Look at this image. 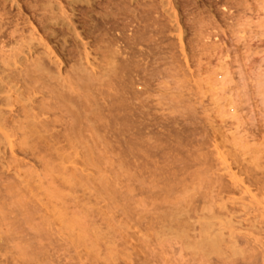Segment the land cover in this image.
<instances>
[{"label": "rangeland", "instance_id": "obj_1", "mask_svg": "<svg viewBox=\"0 0 264 264\" xmlns=\"http://www.w3.org/2000/svg\"><path fill=\"white\" fill-rule=\"evenodd\" d=\"M15 29L49 44L61 79L103 74L88 102L104 103L95 142L106 149H69L60 122L24 140L44 142L39 152L17 147L20 132L0 135V264H220L232 230L264 264V0H0L5 41ZM66 35L77 54L60 49ZM207 222L224 233L220 263Z\"/></svg>", "mask_w": 264, "mask_h": 264}, {"label": "bare ground", "instance_id": "obj_2", "mask_svg": "<svg viewBox=\"0 0 264 264\" xmlns=\"http://www.w3.org/2000/svg\"><path fill=\"white\" fill-rule=\"evenodd\" d=\"M50 6V5H49ZM46 9V8H45ZM137 9V8H136ZM49 11V10H48ZM113 12V11H112ZM38 13V12H37ZM53 13V12H52ZM110 13V11H109ZM108 13V14H109ZM116 13V12H114ZM21 14V13H20ZM42 14V13H41ZM105 14V13H104ZM94 15V14H93ZM111 15V14H110ZM114 15V14H113ZM112 15V16H113ZM107 16V17H106ZM106 18H96L97 22L94 24L95 26H97L98 24L100 25H103L102 23H104L107 19H110L109 15H107V12H106ZM60 17V16H59ZM98 17V16H96ZM130 17V16H129ZM19 18V17H18ZM55 18V17H53ZM23 19V18H22ZM113 19V18H111ZM40 21V20H39ZM42 22V21H41ZM47 22V21H46ZM109 22V21H108ZM114 22V21H113ZM117 22V21H116ZM45 23V22H44ZM52 23V22H51ZM55 24H58L57 22H55L54 24L52 25H55ZM105 24V23H104ZM46 26V23L45 24H42V27L44 28V26ZM48 25V24H47ZM72 25V24H71ZM54 27V26H53ZM99 27V26H98ZM106 27V26H105ZM113 27V26H112ZM111 28V27H110ZM20 29V28H19ZM96 30V29H95ZM113 30V29H112ZM4 31V30H2ZM0 30V106H5L7 107L8 109L5 110L3 108L0 107V135H2L4 138H8V136H15V134L19 133L18 136H20L21 134V138L23 140L20 139V141H18L19 143L17 147H19L20 150H27V149H31V150H34L33 152H39L40 151V148L42 150V148L44 149V147L46 146L43 145V146H40L42 145L43 143H34V142H38L39 137L37 138V132L41 129V130H44V131H48L50 128H52V126L56 123H59L58 125L62 127V132H57L58 134H60L64 139L67 140V147H69V149H71V147H79V145L81 146L82 150L83 151H86L87 153H89L88 155H91L90 153L92 152H96V149H106L105 147V144L104 143H101L102 146L97 142L98 141V135L100 137V134L97 133V131L99 130V126H103L104 124V118L103 117H99L100 115V112L102 109H104V103L101 104L100 102L98 103V101L93 102V105H90V103L88 102V100L90 98H92L94 92V97L97 96L98 97V94L101 95V91H96L98 89L97 86H99L100 84L101 85H106V83H101V79L100 77L103 76V74H100L99 72V75L96 74V71L95 72H89L87 70V68L83 67V68H78L77 71H75V75L73 77V79H67V78H63L61 79V77L59 76V70L56 68H54L55 64H56V61L54 60V56H55V53H54V50L49 46V44L43 42L42 40H44L43 38L41 39V37L38 35L36 36L33 32H28L29 34H24L22 31L20 30H13V31H10V35L8 40H4V36L5 34ZM46 31V30H45ZM47 32V31H46ZM263 32V31H262ZM122 33V32H121ZM99 34V33H98ZM264 34V32H263ZM49 35L51 34H48L46 33V38L50 39L49 38ZM65 35V34H64ZM259 35V33H258ZM67 36V35H66ZM69 36V35H68ZM64 37L63 39V42L61 44V47L60 49H62V51L64 50L66 53L68 52V54H71V51H75V53L77 54L78 50H77V47H76V44L75 46L72 45L73 47H71V50L66 48L68 46H66V42L69 41V37ZM107 36V35H105ZM53 37V36H52ZM102 37V36H101ZM52 39V38H51ZM252 39V37H251ZM106 40V39H105ZM108 40V39H107ZM253 40V39H252ZM49 41V40H48ZM47 41V42H48ZM102 41V40H101ZM109 41V40H108ZM115 41V40H114ZM246 41V40H245ZM248 41H251V40H248ZM247 41V42H248ZM71 42V40H70ZM120 43V42H119ZM243 43V42H242ZM7 44H13L11 45V47L8 49H6L7 47ZM71 44V43H70ZM116 44V43H115ZM242 46V45H241ZM245 46V45H244ZM248 46V45H247ZM5 47V49H4ZM70 47V46H69ZM113 47V46H112ZM250 47V46H249ZM245 48L246 51H248L247 49H250V48ZM85 53V51H84ZM100 54V53H99ZM252 54V53H251ZM113 55V54H112ZM116 57V56H115ZM79 59V58H78ZM101 59V58H100ZM244 58H242L243 60ZM247 59V58H246ZM263 59V58H262ZM261 59V60H262ZM234 61V60H233ZM80 62V61H79ZM249 62V61H248ZM261 62V61H260ZM101 63V62H100ZM110 63V62H109ZM264 63V62H263ZM80 64V63H79ZM107 64V63H106ZM221 64V67L223 69V73L228 76L229 75V72H228V69L226 67V65H222L223 63H220ZM262 64V63H261ZM81 65V64H80ZM92 65V64H91ZM113 65V64H112ZM111 65V66H112ZM95 66V65H93ZM105 66V65H104ZM110 66V65H109ZM220 66V65H219ZM238 66V65H237ZM258 66V65H256ZM80 67V66H79ZM97 67V66H96ZM113 67V66H112ZM106 68V67H105ZM111 68V67H110ZM116 68V67H115ZM114 68V69H115ZM90 69V68H89ZM97 69V68H96ZM110 70V69H109ZM239 70V69H238ZM259 70V69H258ZM241 71V69H240ZM239 71V74L241 75V72ZM257 71V70H256ZM112 72H115V71H112ZM111 72V73H112ZM252 72V71H251ZM262 72V71H261ZM108 73V72H107ZM254 73V72H253ZM248 74V73H247ZM252 74V73H251ZM98 75V76H97ZM248 76V75H247ZM167 77V76H166ZM261 77V76H260ZM100 78V79H99ZM259 78V76L257 77ZM240 79H242L240 77ZM99 80V81H98ZM103 80V79H102ZM105 80V78H104ZM253 80V79H252ZM262 80V79H261ZM231 81V79H230ZM229 81V82H230ZM242 81V80H241ZM256 78H255V80ZM98 82V83H96ZM259 82V81H258ZM261 82V81H260ZM257 83L256 85L260 84ZM263 82V81H262ZM100 85V86H101ZM253 85V84H252ZM255 85V84H254ZM262 85H264V83H262ZM260 85V86H262ZM108 86V85H106ZM102 87V86H101ZM197 87V86H196ZM244 87V86H243ZM256 87V86H255ZM254 87V88H255ZM259 87V85H258ZM256 87V88H258ZM110 88V87H109ZM201 88V87H200ZM199 88V89H200ZM263 88V87H262ZM104 89V88H103ZM243 89V88H242ZM100 90V89H99ZM111 90V89H110ZM109 91V90H107ZM198 91V90H197ZM231 91V89H230ZM98 92V93H96ZM110 92V91H109ZM36 93L39 95L40 93H44V95H41L40 98L42 97V101H38L37 98H36ZM111 93V92H110ZM237 93V92H235ZM240 93V92H238ZM260 93V92H258ZM261 94V93H260ZM106 95V94H105ZM116 95V94H115ZM204 95V94H203ZM229 95V94H228ZM240 95V94H239ZM264 95V93L262 94ZM110 96V95H109ZM112 96V95H111ZM103 97V95H102ZM237 97V96H236ZM261 97V95H260ZM96 98V97H95ZM101 98V97H100ZM111 98V97H110ZM226 98V97H225ZM242 98V97H241ZM102 99V98H101ZM243 99V98H242ZM241 99V100H242ZM261 99V98H260ZM106 100V99H105ZM108 100V99H107ZM237 100V99H236ZM86 101L88 102V104L86 103ZM111 101V100H110ZM235 101V100H234ZM244 101V100H243ZM261 101V100H260ZM264 101V100H263ZM84 102V103H83ZM92 102V101H91ZM102 102V101H101ZM106 102V101H105ZM231 102V101H230ZM242 101H240L241 103ZM262 102V101H261ZM232 103L233 100H232ZM231 103V104H232ZM244 103V102H243ZM248 103V102H247ZM16 106L18 108H13V106ZM233 105V104H232ZM261 106V105H260ZM108 108V110L110 109L108 106H106ZM105 107V108H106ZM17 111L18 115L16 116V118L12 115V118H10L11 114L10 113H14L13 111ZM56 110H58V113L60 114V117L58 115L54 117V114L53 113L54 111L56 112ZM107 112H110L108 111ZM264 110V109H263ZM262 110V111H263ZM11 111V112H10ZM104 112V111H103ZM16 113V114H17ZM10 114V115H9ZM99 114V115H98ZM109 115V114H108ZM53 116V117H52ZM107 116V115H105ZM110 117V116H109ZM220 117H221V114H220ZM106 118V117H105ZM112 119V117H110ZM107 119V118H106ZM114 120V119H113ZM106 121V120H105ZM103 122V123H102ZM102 123V124H101ZM54 126H57L54 125ZM53 126V128H54ZM112 127V126H111ZM102 128V127H101ZM57 129V127H56ZM52 131V132H51ZM54 130H50L49 133H53ZM102 131V130H101ZM109 131V130H108ZM55 132V131H54ZM87 132V133H85ZM99 132V131H98ZM36 133V134H35ZM86 134L87 136L85 137H88V139H91V141H82V139H80L82 136V134ZM36 135L35 137H33V135ZM56 135V132L54 133ZM57 134V135H58ZM64 134V135H63ZM98 134V135H97ZM32 135V136H30ZM24 138H23V137ZM25 136H29V137H26ZM52 136V135H50ZM59 136V135H58ZM60 136V138H61ZM65 136V137H64ZM37 138V140H35L31 146H28V144H26L27 142H25L24 140H28V138ZM53 137V136H52ZM90 137V138H89ZM58 138V137H57ZM77 138L79 140H77ZM85 139V138H84ZM94 140V141H93ZM95 140H97L95 142ZM64 141V140H63ZM2 142V141H1ZM40 142V141H39ZM57 142V141H56ZM104 142V141H103ZM55 143V142H54ZM34 144V145H33ZM104 144V145H103ZM113 144V143H112ZM27 145V146H26ZM30 145V144H29ZM49 145V144H48ZM5 146V145H3ZM56 146V145H55ZM54 146V147H55ZM108 146V145H107ZM12 146H10L11 148ZM28 147V148H26ZM53 147V146H52ZM47 148V147H45ZM60 148V147H59ZM65 148V147H64ZM36 149V150H35ZM39 149V150H38ZM78 149V148H77ZM256 149V148H255ZM38 150V151H37ZM47 150V149H46ZM51 150V149H49ZM262 151V149H260ZM14 151V150H13ZM54 151V150H53ZM59 151V150H58ZM257 151V150H256ZM23 152V153H24ZM28 152V151H27ZM31 152V153H33ZM105 152V151H104ZM259 152V151H257ZM3 153V152H2ZM22 153V152H21ZM43 153V151L41 152ZM86 153V154H87ZM36 154V153H35ZM60 154V153H59ZM41 155V154H40ZM39 155V156H40ZM61 155V154H60ZM87 155V156H88ZM38 156V155H37ZM59 157V156H58ZM62 157V155L60 156ZM90 157V156H89ZM88 157V158H89ZM92 157V156H91ZM103 157V156H102ZM101 157V158H102ZM99 158V157H98ZM85 160V159H84ZM62 161V160H61ZM79 161V160H78ZM95 161V160H93ZM92 161V162H93ZM98 161V160H97ZM103 161V160H102ZM67 162V161H66ZM237 162V160H236ZM83 163V162H82ZM235 163V162H234ZM197 164H198V161H197ZM201 165V164H200ZM11 166V165H10ZM31 166V165H30ZM55 166V165H54ZM14 167V166H13ZM5 168V166H4ZM27 168V167H26ZM25 168V169H26ZM55 168V167H54ZM28 169V168H27ZM26 169V170H27ZM245 169V168H244ZM31 170V169H30ZM59 170V169H58ZM83 170V169H82ZM52 171V170H51ZM50 171V172H51ZM71 171V170H70ZM77 171V170H76ZM72 172V171H71ZM247 172V170H246ZM251 172V171H250ZM253 172V171H252ZM30 173V172H29ZM53 173V172H51ZM62 173V172H61ZM78 173V171H77ZM239 173V172H238ZM49 174V172H48ZM64 174V173H63ZM73 174H74V170H73ZM81 174V173H80ZM248 175L246 176V180L247 181H251V182H261L259 178H255L253 176L254 173H250L252 175L249 174V172L247 173ZM30 175V174H29ZM28 175V176H29ZM16 176V175H15ZM50 176V175H49ZM74 176V175H73ZM5 177V176H4ZM30 177V176H29ZM28 177V178H29ZM52 177V176H51ZM75 177V176H74ZM77 177V176H76ZM14 178V177H13ZM83 178V177H82ZM50 179H53V178H50ZM72 179L71 177L69 178V180ZM85 179V178H84ZM18 180V179H17ZM68 179H66L65 181L67 182ZM68 180V182H70ZM64 181V180H63ZM8 182V181H7ZM50 182V181H48ZM14 183V182H13ZM18 183V182H17ZM8 185V184H6ZM4 186V185H3ZM12 186V185H10ZM13 187V186H12ZM16 187V185H15ZM13 187V188H15ZM12 188V189H13ZM221 188V187H220ZM223 189V188H222ZM215 190V189H214ZM226 190V188H225ZM216 191V190H215ZM19 195V194H18ZM203 195V194H202ZM14 196V195H13ZM206 196V195H205ZM218 196V195H217ZM9 197V196H8ZM31 197V196H30ZM210 198V197H209ZM261 198V197H260ZM262 199V198H261ZM260 199V200H261ZM264 199V198H263ZM242 200V199H241ZM252 203L254 202L253 199L251 200ZM188 202V201H187ZM262 203V201H259V200H256L255 203H258V204H251V206H257L259 205L260 203ZM205 203V202H204ZM210 203V202H209ZM224 204V203H223ZM246 204V203H245ZM204 205V204H203ZM263 205H264V201H263ZM81 206V205H80ZM210 206V205H209ZM213 206V205H212ZM36 207V206H35ZM225 207V206H224ZM244 208H246V206H242ZM264 207V206H262ZM190 208V207H189ZM219 208V207H218ZM247 208H248V205H247ZM246 208V209H247ZM256 208V207H255ZM211 208H209L210 210ZM228 209V208H226ZM241 209V208H240ZM239 209V210H240ZM253 209V208H252ZM257 209V208H256ZM185 210V209H184ZM188 210V209H187ZM198 210V209H197ZM231 211L233 209H230ZM249 210V208L247 209V211ZM254 210V209H253ZM252 210V212H253ZM259 210V209H258ZM260 210H261V207H260ZM86 211V210H85ZM190 211V210H189ZM192 211V209H191ZM227 211V210H226ZM235 211V210H234ZM197 212V211H196ZM214 212V211H213ZM229 212V211H228ZM242 212H246V211H242ZM258 212V211H256ZM206 213H207V210H206ZM234 213V212H233ZM247 213V212H246ZM263 213L262 212V216H263ZM167 214V213H166ZM197 214V213H196ZM209 214V213H207ZM224 214V212H223ZM225 214H228V213H225ZM231 214V213H229ZM237 214V213H236ZM234 214V215H236ZM245 214V213H244ZM260 214V212H259ZM170 215V214H169ZM195 215V214H194ZM198 215V214H197ZM213 215V214H212ZM211 215V216H212ZM217 215V214H216ZM216 215H215V218H216ZM257 215V214H256ZM217 216H220L219 213ZM226 216V215H225ZM230 215H228L229 217ZM173 217V216H172ZM188 217V216H187ZM186 217V218H187ZM209 217V216H208ZM227 217V216H226ZM225 217V218H226ZM227 217V218H228ZM238 217V216H237ZM160 218V217H159ZM168 218V217H167ZM200 218V217H199ZM221 218V217H220ZM230 218V217H229ZM251 218V217H249ZM188 219V218H187ZM207 219H211L210 217L207 218ZM214 219V218H213ZM212 219V220H213ZM222 220V219H221ZM224 220V218H223ZM222 220V221H223ZM235 220L238 221V219H236V216H235ZM247 220V218H246ZM245 220V221H246ZM252 220V219H251ZM188 221V220H187ZM221 221V222H222ZM240 221L242 220H239V223ZM211 222V221H210ZM210 222H207V224L205 225H202L201 226V229H199L200 232H205L206 231L208 233H204L208 238H209V243H207V245L209 247H207L203 242H202V239H201V242H202V246L205 245L206 248H209V253L207 251V255L211 256L212 257V253L213 255L215 254L216 256V260L217 258L221 259V256L223 255V248L221 247L222 243L221 241L224 239L222 234H224L222 232V229H217V230H212L211 231V224ZM214 222V221H213ZM220 222V223H221ZM247 222H249L247 220ZM44 223V222H43ZM178 223V222H177ZM199 223V221H198ZM205 222L203 223H199L198 225L200 226V224H204ZM209 223V224H208ZM218 223V227H219V224ZM237 223V222H236ZM246 223V222H245ZM250 223V222H249ZM154 224V223H153ZM243 224V223H242ZM248 224V223H247ZM193 225V224H192ZM221 225L224 226V228L226 227H231L233 224L231 222V218L229 220L226 221L225 219V222L221 223ZM220 225V226H221ZM253 226V224H251ZM159 226V225H158ZM162 226V225H161ZM204 226V228H203ZM215 225L213 224L212 227H214ZM223 226H221L220 228H222ZM235 226V225H234ZM116 227V226H115ZM164 227V226H163ZM217 227V226H216ZM217 227V228H218ZM185 228V227H184ZM206 230V231H203L202 230ZM239 228V227H238ZM245 228V227H243ZM153 229V228H152ZM168 229V228H167ZM172 229V228H171ZM251 229V228H250ZM173 230V229H172ZM209 230V231H208ZM236 230V229H235ZM258 230V229H257ZM226 231V230H225ZM229 231V230H227ZM234 230L230 231V240H226V242L229 244L227 245L228 248H230L231 250L228 251L229 253L227 254V256L229 255V257L231 258H227L225 259L224 257H222V259L220 260L221 263L223 264H237L236 262L239 261L240 259V263L241 264H252V262H248L246 260L247 255L244 256V251L242 250L243 247H242V251L240 250V247H238L237 245V235H235V231L233 232ZM243 231V230H242ZM170 232V231H169ZM185 232V231H184ZM185 234V233H184ZM198 234V233H197ZM263 234V233H262ZM112 235V234H111ZM182 235V234H181ZM200 235V234H199ZM202 235V234H201ZM205 236V237H206ZM106 237V236H105ZM188 237V236H187ZM227 237V235H226ZM242 238V237H240ZM245 238V237H244ZM253 239V238H252ZM251 239V240H252ZM113 240V239H112ZM194 240V239H193ZM196 240V239H195ZM244 241V239L242 240V242ZM249 241V240H248ZM239 242V241H238ZM252 242V241H251ZM184 243V242H183ZM182 243V244H183ZM187 243V242H186ZM195 243V242H194ZM192 243V245L190 244V246H193V245H198L197 247H195L196 250H198V247L199 246V243L197 244V241L196 243L194 244ZM221 243V245H220ZM260 243V242H258ZM93 244V243H92ZM245 244V243H243ZM241 245V244H240ZM248 245V244H246ZM260 245V244H259ZM104 246V245H103ZM189 246V244H188ZM220 246V248H222L220 250V248L218 249V247ZM256 246V245H255ZM226 247V248H227ZM254 247V246H253ZM111 248V247H110ZM204 248V247H203ZM202 249L201 251L204 253L205 255V249ZM252 248V247H251ZM257 248V247H256ZM245 249V248H244ZM259 249H262V248H259ZM183 250V249H182ZM254 250V248H253ZM256 250V249H255ZM119 251V250H118ZM184 251V250H183ZM222 254H221V252ZM224 251V250H223ZM227 251V250H226ZM249 251V250H248ZM189 252V251H188ZM193 253V251H191ZM199 253V251H197ZM199 253L201 254L200 256L202 258L203 257V253ZM225 252V251H224ZM255 252V251H254ZM263 252V250H262ZM185 253V252H184ZM196 253V252H195ZM247 253H250V252H247ZM258 253V252H257ZM264 253V252H263ZM198 254V255H199ZM225 254V253H224ZM246 254V253H245ZM255 254V253H254ZM259 254V253H258ZM109 255V254H108ZM153 255V254H152ZM151 255V256H152ZM194 255V253L192 254ZM197 255V253H196ZM197 255V256H198ZM253 255V254H251ZM257 255V254H256ZM263 255V254H262ZM119 256V255H118ZM209 256H207L206 258H208ZM250 256V255H249ZM255 256V255H254ZM149 257V256H148ZM252 257V256H250ZM249 257V258H250ZM120 258V257H119ZM256 256L254 257V260H255ZM107 259V258H106ZM210 259V257L208 258ZM215 259V258H214ZM230 259V260H229ZM241 259L245 260L243 262L241 261ZM253 260V258H250V260ZM117 260V259H116ZM144 260V259H143ZM238 260V261H237ZM251 260V261H252ZM253 260V261H254ZM192 261V260H191ZM196 261V260H195ZM218 261V260H217ZM110 262V261H108ZM203 262V261H202ZM219 262V261H218ZM219 262V263H220ZM257 262V261H256ZM209 263V262H208ZM215 263V262H214ZM220 263V264H221ZM114 264V263H112ZM198 264V263H197ZM216 264V263H215ZM254 264V263H253Z\"/></svg>", "mask_w": 264, "mask_h": 264}]
</instances>
